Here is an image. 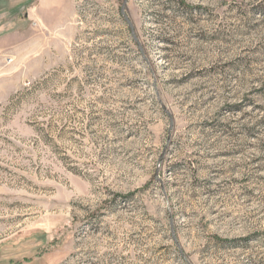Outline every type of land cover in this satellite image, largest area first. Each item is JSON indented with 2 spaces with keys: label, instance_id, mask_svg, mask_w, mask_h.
<instances>
[{
  "label": "rangeland",
  "instance_id": "obj_1",
  "mask_svg": "<svg viewBox=\"0 0 264 264\" xmlns=\"http://www.w3.org/2000/svg\"><path fill=\"white\" fill-rule=\"evenodd\" d=\"M122 2L0 0V264H264V0Z\"/></svg>",
  "mask_w": 264,
  "mask_h": 264
},
{
  "label": "crops",
  "instance_id": "obj_2",
  "mask_svg": "<svg viewBox=\"0 0 264 264\" xmlns=\"http://www.w3.org/2000/svg\"><path fill=\"white\" fill-rule=\"evenodd\" d=\"M21 3L25 5V18L21 22L24 29L16 30L15 24H18V21L15 19L14 52L27 53L39 50L32 45H38L44 41V36L65 37L68 35L69 21L75 16V0H18L16 2L14 0V12ZM28 35L32 37L28 38ZM17 39H19L18 44ZM1 65L0 56V67Z\"/></svg>",
  "mask_w": 264,
  "mask_h": 264
},
{
  "label": "trees",
  "instance_id": "obj_3",
  "mask_svg": "<svg viewBox=\"0 0 264 264\" xmlns=\"http://www.w3.org/2000/svg\"><path fill=\"white\" fill-rule=\"evenodd\" d=\"M255 9H258L260 13L264 14V3L257 5ZM169 41V39H166ZM239 66V64L237 65ZM241 67V66H240ZM259 82L256 87H253V85L249 88V90L243 95L242 101L239 103L240 105H227L226 107L228 110H234L240 106H244L245 104L248 105L251 108H257L261 109L263 111V114L256 119V121L251 125H242L241 126V132L245 138L250 137H257V135L264 131V105L256 104L255 97H253L252 93L259 94L262 97H264V81H257ZM260 147H264V143L260 145Z\"/></svg>",
  "mask_w": 264,
  "mask_h": 264
},
{
  "label": "water",
  "instance_id": "obj_4",
  "mask_svg": "<svg viewBox=\"0 0 264 264\" xmlns=\"http://www.w3.org/2000/svg\"><path fill=\"white\" fill-rule=\"evenodd\" d=\"M126 1L127 0H123L122 6H121V9L120 10H121L122 15L124 16L125 21L127 22L128 26L130 27V32H131L132 38L134 39V41L137 43V45L139 47V42H138L137 38L135 37L134 30L132 28L131 22H130V20L128 19V17L124 13V6L126 4ZM165 149H166V145L163 148V151H162L161 156H160V160L162 159V157L164 155Z\"/></svg>",
  "mask_w": 264,
  "mask_h": 264
}]
</instances>
